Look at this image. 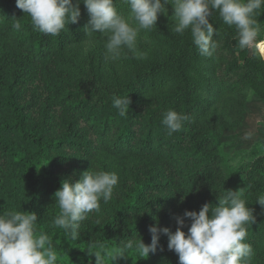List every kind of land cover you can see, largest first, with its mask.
<instances>
[{"label": "trees", "instance_id": "trees-1", "mask_svg": "<svg viewBox=\"0 0 264 264\" xmlns=\"http://www.w3.org/2000/svg\"><path fill=\"white\" fill-rule=\"evenodd\" d=\"M114 2L128 16L126 0ZM79 7L78 22L52 36L35 31L16 0H0V213L35 212L37 234L50 237L58 264H96V252L113 264L122 240L149 244L150 226L175 232L186 210L218 205L225 190L246 188L256 221L247 225L245 242L251 264H264V208L256 202L264 195V155L235 174L222 147L246 138L253 107L264 105V59L233 44L238 32L218 11L209 22L219 47L211 57L200 55L190 29L171 32L174 8L167 4V16L138 37L146 59L124 48L118 60H106V35H87L90 17ZM256 19L262 29L264 7ZM17 20L19 31L12 27ZM126 95L131 104L121 117L112 97ZM168 109L189 117L172 135L161 123ZM254 129L264 145L263 124L255 121ZM88 169L115 171L119 183L73 241L54 226V194ZM190 223L185 218V232ZM167 244L160 233L155 254L128 249L115 264H179Z\"/></svg>", "mask_w": 264, "mask_h": 264}, {"label": "clouds", "instance_id": "clouds-1", "mask_svg": "<svg viewBox=\"0 0 264 264\" xmlns=\"http://www.w3.org/2000/svg\"><path fill=\"white\" fill-rule=\"evenodd\" d=\"M80 3L85 5L90 17L85 26L87 35H106V60H118L124 48L136 59H146L147 52L138 48V37L142 30L156 27L160 14L167 16V4L174 8L171 32L183 35L190 29L192 42L202 56H213L219 47L214 39L216 30L209 22L216 11L226 25L235 26L240 49L255 50L264 43L259 40L261 27L256 19L264 0H126L128 16L118 11L114 0H77L75 4L73 0H16L17 8L30 17L33 29L52 36L78 22ZM12 27L19 31L22 26L17 20ZM112 102L118 114L125 117L131 104L129 95L113 96ZM188 118L187 114L168 109L162 114L161 123L172 135L183 128ZM118 183L115 171L89 169L76 182L62 181L54 194L60 209L54 226L62 229L66 238L77 240L81 222L89 213L100 212L101 201L107 204L113 198ZM246 191V188L228 189L218 198V205L205 203L198 212L186 210L183 216L176 217L175 232L167 227L150 226L149 244L140 237L122 240L111 257L113 264L118 257H125L128 249L136 248L145 257L155 254L160 233L167 235V247L178 255L179 264H251L252 247L245 241L247 225L255 223L256 217L254 209L248 207ZM256 202L264 208V195L258 196ZM185 218L191 221L187 232L183 230ZM37 223L35 212L0 213V264H58L50 237L44 232L37 234ZM94 256L96 264H104L102 252Z\"/></svg>", "mask_w": 264, "mask_h": 264}, {"label": "rangeland", "instance_id": "rangeland-1", "mask_svg": "<svg viewBox=\"0 0 264 264\" xmlns=\"http://www.w3.org/2000/svg\"><path fill=\"white\" fill-rule=\"evenodd\" d=\"M239 37L233 39V44H238ZM259 40L264 42V27L261 29ZM253 54H257L264 59V43L259 49L253 50L248 48ZM253 115L250 119V127L244 132V136L247 138L237 139V141H228L223 144V151L228 158H230V164L232 165L235 174H239L240 171L246 169L252 160L264 155V145L260 142L257 133H254V122L262 123L264 127V105L260 103L255 104L253 107ZM87 264H95L92 260Z\"/></svg>", "mask_w": 264, "mask_h": 264}]
</instances>
